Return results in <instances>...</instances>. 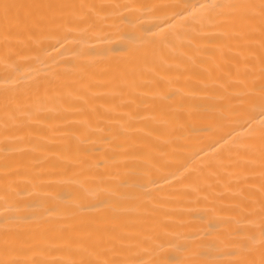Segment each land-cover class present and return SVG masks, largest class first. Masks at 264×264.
<instances>
[{
    "label": "bare ground",
    "instance_id": "6f19581e",
    "mask_svg": "<svg viewBox=\"0 0 264 264\" xmlns=\"http://www.w3.org/2000/svg\"><path fill=\"white\" fill-rule=\"evenodd\" d=\"M0 264H264V0H0Z\"/></svg>",
    "mask_w": 264,
    "mask_h": 264
}]
</instances>
